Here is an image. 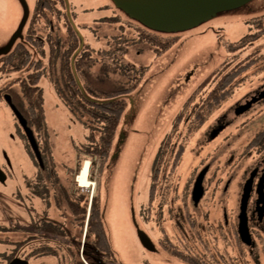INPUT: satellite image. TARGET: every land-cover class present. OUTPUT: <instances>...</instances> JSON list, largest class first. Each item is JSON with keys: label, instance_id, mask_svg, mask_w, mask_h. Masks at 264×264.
<instances>
[{"label": "rangeland", "instance_id": "obj_1", "mask_svg": "<svg viewBox=\"0 0 264 264\" xmlns=\"http://www.w3.org/2000/svg\"><path fill=\"white\" fill-rule=\"evenodd\" d=\"M34 5L35 0H0V53L31 31L37 41V48L30 49L32 59L44 67L38 85L44 126L37 130L29 125L42 154L40 170L3 101L8 95L27 119L28 103L19 87L24 70L0 65V168L7 176L0 183V264L14 258H25L29 264H85L87 212L83 217L78 208L88 209L93 195L119 264H161L164 259L186 264L169 253L163 255L158 245L163 236L177 250L193 252L206 264H232L231 260L264 264V231L250 230L255 243L251 251L237 238L243 183L264 159V147L248 148L264 128V97L253 100L264 92V34L263 27H257L264 16V0H252L192 29L167 35L174 40L162 53L148 43H130L137 38L135 23L110 0H68L65 8L55 2L44 15L33 13ZM25 7L28 19L20 30ZM64 10L77 38L87 44L85 51L93 61L85 70L95 86L118 88L125 81L122 67L144 71L126 99L104 157L85 149L93 121L80 111L71 113L58 94L63 85L60 55L74 43ZM248 34L259 37L244 49H227ZM117 40L124 42L123 51H116ZM237 66L245 69L232 82L228 99L193 133L201 102ZM242 106L246 110L237 115ZM182 144L184 152L177 161V147ZM86 165L90 185L82 188L76 177ZM202 170H206L204 194L193 207L190 193ZM50 225L56 230L47 232ZM135 225L150 238L155 253L143 249ZM182 230L187 246L179 242Z\"/></svg>", "mask_w": 264, "mask_h": 264}, {"label": "trees", "instance_id": "obj_2", "mask_svg": "<svg viewBox=\"0 0 264 264\" xmlns=\"http://www.w3.org/2000/svg\"><path fill=\"white\" fill-rule=\"evenodd\" d=\"M50 6V0H40L38 5L39 8L38 10H35L34 13L37 15L39 14L40 9L46 10ZM42 14L43 12L41 15ZM67 20L68 25H70V20L68 18ZM107 20L108 19H104L103 21ZM259 22L260 24L257 27H263L260 33L264 34V16L259 20ZM134 25L137 38L130 43H148L149 45L156 47V52L158 53L164 52L173 43L174 39L167 35L151 31L137 23ZM69 27L70 29L68 28V34L71 38H73L74 43L60 55L62 60L60 74L62 75L63 85L61 90H58V94L62 101L70 107L71 113L74 114V112L80 111L93 121L94 126H92L89 136L87 137L88 144L85 149L88 151L90 150L89 152L95 156L104 157L110 148L115 130L125 109L126 99L137 87L144 71L135 67H122L121 74L122 77L125 78V81L118 88L108 87L105 89L95 86L94 82H90L88 74L86 73L87 67H90L89 65H92L91 61H93L87 54V51H85L87 44H84L83 42V45L80 47V40L77 38L74 28L71 25ZM258 37V35H245L238 41L230 43L227 49L230 52L244 49L258 39ZM36 42L37 41L34 39L31 31L29 34L26 32L22 41L15 43L7 54L0 56V65H3L2 68L10 66L12 71L15 72L24 70V78H20L19 87L28 103L26 112L29 119L27 116V119L25 118V120L28 127L31 125L38 130L44 126V120L41 114L42 91L38 86L43 76L41 69H44V67H41L43 66L42 61H37L36 59L33 61L32 59V52L30 49L32 47L37 48ZM76 42L78 43L77 48L75 47ZM122 43H124L122 40H117V42H115L117 45V47H115L116 51L120 52L125 49L124 47L126 46L123 47ZM41 46L42 43L41 45H38L40 48ZM52 49L53 47H49V50ZM113 55L114 54L110 53L108 58L112 59L114 57ZM56 58L55 54V57L53 56L52 59L55 60ZM48 59L51 60V55ZM31 69L34 71L32 73H28ZM244 69L245 66H237L217 81L214 88L207 94L206 98L201 102V105L195 113L196 115L193 119V133L199 130L206 120L209 119V117L228 99L231 94L232 82ZM95 131L98 133V139L95 138ZM162 145L163 143L159 147V151L162 148ZM263 147L264 128L255 135L248 145V148L261 149ZM183 152L184 145L182 144L175 154L177 161L180 159ZM159 154L160 152L158 155ZM88 168L89 165H86L81 171V177L78 178L81 186L84 187H88L90 185L86 178ZM78 210H80L83 217L87 212L85 222L86 229L84 233L85 239L82 248V257L84 258L86 264H119L111 246L110 238L105 227L104 214L102 209H100L97 197L95 195L91 197L88 209L87 206H85L81 209L78 208ZM50 230L55 231L56 228L49 226L48 231ZM167 253H169L173 258L181 260L186 264H206L199 258H192L187 252L177 250V248L173 245H169L167 247ZM231 263L235 264L234 260H231ZM78 264L83 263L78 262Z\"/></svg>", "mask_w": 264, "mask_h": 264}, {"label": "water", "instance_id": "obj_3", "mask_svg": "<svg viewBox=\"0 0 264 264\" xmlns=\"http://www.w3.org/2000/svg\"><path fill=\"white\" fill-rule=\"evenodd\" d=\"M252 0H110L116 10L123 13L130 21L137 23L151 31L162 33L163 35L176 34L181 31L192 29L198 26L201 22L206 21L213 17L215 14L240 8L248 4ZM28 19V11L25 7L24 16L21 22L20 30L24 28ZM73 27V24H72ZM75 31V29H74ZM76 32V31H75ZM80 47L83 45L82 39L79 43ZM12 45L0 53L5 55L9 52ZM264 97V92L257 95L254 101H257ZM9 107L17 120L19 127L26 138V141L34 155V158L39 167L43 165L42 156L38 149L37 142L34 138L33 132L28 127L26 120L21 113L13 106L9 104ZM247 106L239 107L236 110V114H241L246 110ZM5 163L10 168V162L7 156L3 153ZM206 170H202L194 180L191 200L193 206H197L202 199L203 179ZM254 171L249 175V178L245 182L242 190V194L239 201V214L237 216V234L240 241L245 244H250V232L247 224V204L251 192V184L253 180ZM6 174L0 168V183L4 184L6 181ZM262 178L258 184L257 200H256V212L258 219H262L264 215V191H263ZM137 230V236L141 246L148 250L153 251V247L147 235ZM9 264H28L27 261L18 258L13 259Z\"/></svg>", "mask_w": 264, "mask_h": 264}, {"label": "flooded vegetation", "instance_id": "obj_4", "mask_svg": "<svg viewBox=\"0 0 264 264\" xmlns=\"http://www.w3.org/2000/svg\"><path fill=\"white\" fill-rule=\"evenodd\" d=\"M55 2L56 3H58V4H60L61 6H63V8H65V7H67V4H68V0H50V5H51V7H53L54 8V5H55ZM39 3H40V0H35V5H34V7H33V9H32V11H33V13L35 12V10H38V5H39ZM44 10H42V9H40L39 10V13L41 14L42 12H43ZM64 17H65V19L67 20V14L65 13V10H64ZM67 22H68V20H67ZM42 42V41H41ZM48 44V43H47ZM57 59V58H56ZM56 59H55V61H56ZM34 61V60H33ZM60 66H61V63H62V60H61V56H60ZM52 64V63H51ZM61 68V67H60ZM250 98V97H249ZM248 98V99H249ZM247 99V102H248V105H249V102L251 101L250 99H252V98H250L249 100ZM3 101H5L6 102V104L9 106V104L10 105H13L12 104V101H11V98L8 96V95H3ZM253 101V100H252ZM245 102H246V99H245ZM14 106V105H13ZM15 107V106H14ZM13 114V113H12ZM22 115V114H21ZM23 116V115H22ZM25 119V118H24ZM17 121V120H16ZM22 130V129H21ZM26 139V138H25ZM179 147H180V145H179ZM179 147H177V148H179ZM39 149V148H38ZM255 150H257V148H254ZM39 151H40V149H39ZM40 153H41V151H40ZM42 155V154H41ZM6 166H7V164H6ZM7 168L8 169H10L8 166H7ZM40 170H42L43 169V165L41 166V167H38ZM3 170V169H2ZM89 171V170H88ZM254 171V175H253V180H252V184H251V192H250V196H249V200H248V204H247V210H246V213H247V224H248V228H249V232H250V230H258V229H260V230H262V231H264V215H263V217H262V219H258V216H257V212H256V200H257V197H258V195H257V189H258V184H259V182H260V180L263 178L264 179V159L261 161V162H259L258 164H256L255 166H254V168L248 173V177L245 179V181H244V183H243V186H244V184H245V182L247 181V179L249 178V175L252 173ZM4 173H5V171H3ZM6 174V173H5ZM79 177H81V172H79L78 173V175H77V177H76V182H77V184L80 186V187H82V188H87V187H84V186H81V183L78 181V178ZM86 178H87V180H88V173H87V176H86ZM89 182V181H88ZM243 186H242V190H243ZM192 187H193V185H192ZM204 190V189H203ZM191 191H192V189H191ZM263 191H264V182H263ZM242 193V192H241ZM241 197V196H240ZM190 200H191V193H190ZM149 201H151V198L149 197L148 198V203H149ZM191 202H192V205H193V201L191 200ZM200 202V201H199ZM199 204V203H198ZM198 206V205H197ZM197 206H193V207H197ZM224 220H225V224H226V217H225V215H224ZM51 226V225H50ZM49 227V226H48ZM254 227H256V228H254ZM47 232H49V231H47ZM180 233V235H178V236H182L180 239H179V242L180 243H182L184 246H187V244H189V242H188V240H187V236L185 235L186 234V232H184L183 230H182V232H179ZM254 236V234L253 233H251L250 232V236H251V238H250V244L249 245H245V244H243L241 241H240V239H239V237H238V234H237V238H238V241L239 242H241L244 246H246L247 248H250V251L252 250V248H254V246H255V243H254V239H253V236ZM192 236H193V233H192ZM148 237V236H147ZM190 237V236H189ZM149 238V237H148ZM255 238V237H254ZM149 240H150V238H149ZM195 240H199V238L197 239V238H195ZM200 241V240H199ZM150 242H151V240H150ZM190 242H193V238H192V241H191V239H190ZM151 245H152V247H153V251H148V250H146V249H144L145 251H147V252H149V254L150 253H155L156 252V250H155V247H154V244H152V242H151ZM159 246H160V248H161V250L164 252V254L163 255H166V253H167V247L169 246V245H173L175 248H176V246H175V244H173V242H171V240H169V238H167V236H163V239L160 241V243L158 244ZM189 254H190V256L193 258V252H189ZM173 258V257H172ZM15 259V258H14ZM18 259H21V260H25V261H27L28 262V260L27 259H25V258H18ZM175 260H177L176 258H174ZM10 261H12V260H10ZM10 261H8L7 262V264H9V262ZM160 262H161V264H169L170 262H169V260L167 261L166 259H164V260H160ZM28 264H29V262H28Z\"/></svg>", "mask_w": 264, "mask_h": 264}]
</instances>
